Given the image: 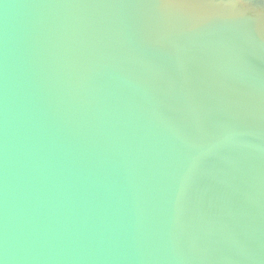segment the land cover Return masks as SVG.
<instances>
[{
  "label": "water",
  "instance_id": "1",
  "mask_svg": "<svg viewBox=\"0 0 264 264\" xmlns=\"http://www.w3.org/2000/svg\"><path fill=\"white\" fill-rule=\"evenodd\" d=\"M0 264H264V0H0Z\"/></svg>",
  "mask_w": 264,
  "mask_h": 264
}]
</instances>
